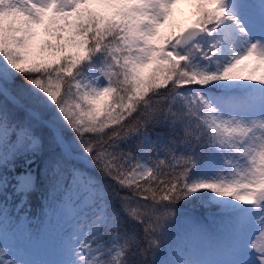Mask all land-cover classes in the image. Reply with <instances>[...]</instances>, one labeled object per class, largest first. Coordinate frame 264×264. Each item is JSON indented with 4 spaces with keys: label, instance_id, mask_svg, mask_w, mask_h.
I'll use <instances>...</instances> for the list:
<instances>
[{
    "label": "snow or ice",
    "instance_id": "6c2138e0",
    "mask_svg": "<svg viewBox=\"0 0 264 264\" xmlns=\"http://www.w3.org/2000/svg\"><path fill=\"white\" fill-rule=\"evenodd\" d=\"M0 264H264V0H0Z\"/></svg>",
    "mask_w": 264,
    "mask_h": 264
},
{
    "label": "trees",
    "instance_id": "16d2710c",
    "mask_svg": "<svg viewBox=\"0 0 264 264\" xmlns=\"http://www.w3.org/2000/svg\"><path fill=\"white\" fill-rule=\"evenodd\" d=\"M32 208H34V211L31 210L30 211V215L33 216V217H39L40 216V212H41V209H40L39 205L37 203H34ZM187 211L191 212L192 210L191 209H187ZM196 214L202 216L203 215V210L197 211Z\"/></svg>",
    "mask_w": 264,
    "mask_h": 264
},
{
    "label": "rangeland",
    "instance_id": "374dc122",
    "mask_svg": "<svg viewBox=\"0 0 264 264\" xmlns=\"http://www.w3.org/2000/svg\"><path fill=\"white\" fill-rule=\"evenodd\" d=\"M9 242H10V243H15V242H14V241H12L11 239H10V241H9ZM14 250H15V249H14ZM23 252H24V251H22L21 253H19V251H18V252H17V254H18V255H21V254H23Z\"/></svg>",
    "mask_w": 264,
    "mask_h": 264
}]
</instances>
